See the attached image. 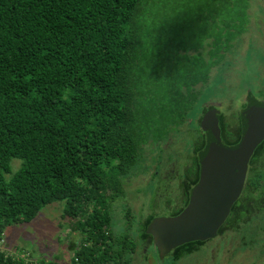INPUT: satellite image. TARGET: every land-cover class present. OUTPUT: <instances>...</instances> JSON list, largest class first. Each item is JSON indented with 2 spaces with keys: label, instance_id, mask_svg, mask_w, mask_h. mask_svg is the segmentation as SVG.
<instances>
[{
  "label": "trees",
  "instance_id": "16d2710c",
  "mask_svg": "<svg viewBox=\"0 0 264 264\" xmlns=\"http://www.w3.org/2000/svg\"><path fill=\"white\" fill-rule=\"evenodd\" d=\"M156 2L0 0V242L7 226L34 220L53 202H62L63 216L83 234L72 264H133L140 244L153 240L154 208L138 219L127 208L126 227L116 232L113 202L127 196L125 179L141 171L149 140L180 132L195 116L213 69L251 22L243 0H188L181 21L155 29ZM207 114L219 118L225 144L240 140L223 113L206 108L192 163L159 182L158 190L162 182L171 188L174 177L180 190L169 216L184 210L199 181ZM15 158L22 160L17 170ZM248 169L219 236L264 212V141ZM214 239L181 245L170 260ZM0 264L59 263L27 261L0 247Z\"/></svg>",
  "mask_w": 264,
  "mask_h": 264
},
{
  "label": "rangeland",
  "instance_id": "374dc122",
  "mask_svg": "<svg viewBox=\"0 0 264 264\" xmlns=\"http://www.w3.org/2000/svg\"><path fill=\"white\" fill-rule=\"evenodd\" d=\"M187 2L188 0H157L155 9H152L156 18L151 16L154 18L151 20V27L167 28L169 24L163 23L164 21L170 24L181 21L178 16L182 12L180 6L186 10ZM243 3L251 5L249 29L234 41V47L228 51L225 63L213 69L211 87L204 86L195 116L180 127V132L169 133L162 140H149L140 163L141 171L130 174L125 179L127 196L113 202L114 231L125 229L127 208L137 219L153 208L159 216H169L171 208L178 204L177 194L180 190L174 177L169 182L171 188L163 187L162 182V187L158 190L159 182L162 177H172L177 169L183 172L192 163L195 138L199 133L196 123L203 117L206 108L216 103L217 106H222L221 110L226 113L227 121H235L233 116L238 114L239 103L245 98L247 89H256L264 84V1L243 0ZM254 46L256 52L253 54L251 48ZM21 163V159L15 158L12 161L15 170ZM158 164L160 173H154ZM168 199H172L169 204L166 203ZM63 208L62 202H53L43 207L34 220L7 226L0 247L6 253L24 257L27 261L54 260L59 264H72L83 234L79 229L74 230L72 218L63 216ZM254 216L239 231L228 230L196 252L174 262L159 259L153 251L152 260L147 261L146 245L140 244L133 264H264V212ZM134 229L137 231L136 227Z\"/></svg>",
  "mask_w": 264,
  "mask_h": 264
},
{
  "label": "water",
  "instance_id": "95a60500",
  "mask_svg": "<svg viewBox=\"0 0 264 264\" xmlns=\"http://www.w3.org/2000/svg\"><path fill=\"white\" fill-rule=\"evenodd\" d=\"M201 127L207 140L199 154V181L188 205L178 215L157 216L147 229L161 257L186 243L219 236L244 191L250 161L264 141V112L254 105L242 112L241 138L233 145L223 142L216 115L207 114Z\"/></svg>",
  "mask_w": 264,
  "mask_h": 264
},
{
  "label": "flooded vegetation",
  "instance_id": "af4514ba",
  "mask_svg": "<svg viewBox=\"0 0 264 264\" xmlns=\"http://www.w3.org/2000/svg\"><path fill=\"white\" fill-rule=\"evenodd\" d=\"M256 83H259V82H256ZM259 84L261 85V83H259ZM263 92H264V84H262L261 87L256 88V89H251L250 87L247 89V94H246L245 98L242 101H240V103H239L238 108H240V109L238 110L239 111L238 114L233 116V117H235V119H234L235 121H228L229 126L231 128L240 129V132L242 133V131H241V114L243 111H245L249 107V105L256 106V109L259 112L262 111L260 109L261 106L259 105V103H264V93ZM211 106H215L220 113H223L224 115L226 114L221 110L222 106H217L216 103H214V105L211 104ZM260 115H263V114H260ZM225 117H226V115H225ZM233 136L234 137L236 136L235 132H233ZM240 138H241V134H240ZM222 139H223V137H222ZM147 242H149V244H147ZM143 244L146 245L145 248L147 251V255H146L147 261L152 260L151 256L153 254L151 253V251H152V250H150L151 248L154 249L153 252L156 253V255L158 256L159 259H163L164 261H166L167 259H170V255L172 252L170 254L166 255L165 257H161L159 255L158 251H156V248L154 247L153 240L152 241H145Z\"/></svg>",
  "mask_w": 264,
  "mask_h": 264
},
{
  "label": "built area",
  "instance_id": "2783aa9c",
  "mask_svg": "<svg viewBox=\"0 0 264 264\" xmlns=\"http://www.w3.org/2000/svg\"><path fill=\"white\" fill-rule=\"evenodd\" d=\"M78 260V259H77ZM76 264H78V263H76Z\"/></svg>",
  "mask_w": 264,
  "mask_h": 264
},
{
  "label": "clouds",
  "instance_id": "9594fccd",
  "mask_svg": "<svg viewBox=\"0 0 264 264\" xmlns=\"http://www.w3.org/2000/svg\"><path fill=\"white\" fill-rule=\"evenodd\" d=\"M264 1V0H263Z\"/></svg>",
  "mask_w": 264,
  "mask_h": 264
}]
</instances>
